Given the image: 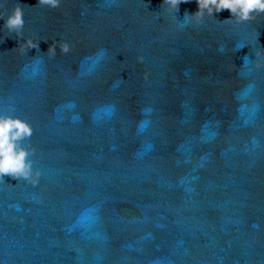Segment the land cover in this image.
Here are the masks:
<instances>
[{
	"label": "water",
	"instance_id": "95a60500",
	"mask_svg": "<svg viewBox=\"0 0 264 264\" xmlns=\"http://www.w3.org/2000/svg\"><path fill=\"white\" fill-rule=\"evenodd\" d=\"M16 3L0 112L31 124L41 175L0 178V264H264V13L0 0V17Z\"/></svg>",
	"mask_w": 264,
	"mask_h": 264
},
{
	"label": "clouds",
	"instance_id": "9594fccd",
	"mask_svg": "<svg viewBox=\"0 0 264 264\" xmlns=\"http://www.w3.org/2000/svg\"><path fill=\"white\" fill-rule=\"evenodd\" d=\"M181 2L183 0H163L166 8L174 12L178 11ZM196 2L198 10L194 14L186 13L183 21H188L190 17H199L197 23H200L205 14L212 16L214 12L223 10H228L231 13V19L235 18L238 22L254 19L253 13H264V0H196ZM60 5L61 0H38V6L55 9ZM23 7L16 3L6 18L0 17L4 18V27L17 36H23L25 24ZM43 40L46 41V39ZM21 45L26 46L25 52L31 48H37L39 51L38 40L26 38L19 47ZM57 46L61 53L66 54L71 51V45L60 40L50 44L46 54L54 57ZM143 59L142 55L137 56L138 62H143ZM32 133L33 128L28 121L10 112H0V178L3 179L5 175H9L13 179H23L33 185L38 182L41 172L39 169L33 172V161L29 158L34 149L25 146V141L30 140Z\"/></svg>",
	"mask_w": 264,
	"mask_h": 264
}]
</instances>
